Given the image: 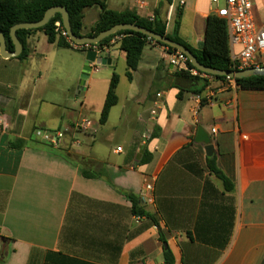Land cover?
Segmentation results:
<instances>
[{
	"label": "crops",
	"instance_id": "1",
	"mask_svg": "<svg viewBox=\"0 0 264 264\" xmlns=\"http://www.w3.org/2000/svg\"><path fill=\"white\" fill-rule=\"evenodd\" d=\"M252 1L264 30V0ZM211 9L208 0H189L183 10L181 37L194 48ZM88 12L99 19V9H86L84 23ZM26 44L25 59L0 55V264H168L166 250L173 264H264V91L212 80L199 98L179 99L176 70L153 43L128 103L116 109L118 96L101 124L126 54L117 47L110 65L92 63L85 73L87 54L50 43L43 31ZM84 119L96 133L75 129ZM200 127L234 190L209 169ZM38 128L63 130L62 146L36 139ZM146 183L151 203L141 195ZM126 193L151 217L137 220Z\"/></svg>",
	"mask_w": 264,
	"mask_h": 264
},
{
	"label": "trees",
	"instance_id": "2",
	"mask_svg": "<svg viewBox=\"0 0 264 264\" xmlns=\"http://www.w3.org/2000/svg\"><path fill=\"white\" fill-rule=\"evenodd\" d=\"M173 0H166V4H172ZM163 4L160 3V7ZM61 6L67 9L72 31L79 37H96L101 32L120 24H134L151 30L159 35L166 36L177 42L196 57L198 62L210 69L221 71H238L235 67L229 45L228 23L215 15H209L205 26V39L200 49L194 48L189 42L181 37L182 13L177 10L173 25L168 28L167 21L162 17L159 9L153 12V19L140 16L133 7L123 11L110 9L106 0H0V30L7 39V50L14 51L15 46L11 40V28L20 23L38 22L43 19L46 11L51 7ZM90 8L100 10L97 23L88 31L84 26V11ZM60 22L63 26L62 16L57 13L52 17L47 25L37 29H21L17 32L18 39L23 45V51L18 57L25 59L28 56L26 37L34 32L43 31L50 43L57 42L59 46L71 47L66 40L59 36L56 31V23ZM125 35L120 41L118 48L126 54L127 72L126 76L132 81L134 73L137 71L142 54L146 46L153 44L161 45L174 50L146 35L138 32L126 30L119 31L114 35L105 38L100 45L107 44L113 37ZM189 68H194L188 61ZM199 73H201L199 71ZM214 80H224V76H212ZM174 86L179 89L178 98L182 99L186 93L202 95L210 85V81L204 77L191 75L187 71H176L173 73ZM120 83L119 75L114 72L111 78L106 101L101 113L100 123L105 124L108 120L111 109L118 104L117 89ZM237 85L243 90L264 91V75H255L246 78L236 79ZM22 141L11 143L12 147L23 145ZM209 169L223 182L227 191L234 190V184L218 169L215 157L208 159ZM86 178H95L88 172L82 170ZM126 197L132 202V213L136 217H151L143 208L141 201L133 194L126 193ZM165 262L174 263V258L169 250L165 251Z\"/></svg>",
	"mask_w": 264,
	"mask_h": 264
},
{
	"label": "built area",
	"instance_id": "3",
	"mask_svg": "<svg viewBox=\"0 0 264 264\" xmlns=\"http://www.w3.org/2000/svg\"><path fill=\"white\" fill-rule=\"evenodd\" d=\"M189 0H173L169 5V13L177 10H184L188 5ZM211 9V15H215L224 19L228 23L229 45L231 50L232 61L238 70L259 68L264 66V30L261 29L255 19L254 5L252 0H208ZM153 0H134L133 9L137 13L149 19H153V12H149ZM56 31L59 36L63 37L71 49L88 53L95 52L96 57L107 58L112 51L119 46L120 41L125 35H117L113 37L107 44H77L68 35L64 26L60 22L56 23ZM154 43V42H152ZM169 58L170 65L176 71H187L191 75L200 76L208 79L210 82L214 80L212 75L199 73L196 68H189L188 57L179 50H169L164 47ZM257 56L260 57L258 60ZM96 65L95 63H93ZM98 66V65H96ZM223 87L228 88L231 85L238 86L236 79L225 77ZM162 93L158 94L161 97ZM199 98V95H198ZM156 114V111H153ZM75 129L83 133H96L93 123L89 120H82L76 124ZM212 134H217L216 129L212 130ZM34 136L36 139L51 145L53 148H60L65 139V132L63 130H44L35 129ZM120 150V148H119ZM153 183H146L141 195L146 203L153 201ZM137 220L142 217H136Z\"/></svg>",
	"mask_w": 264,
	"mask_h": 264
},
{
	"label": "water",
	"instance_id": "4",
	"mask_svg": "<svg viewBox=\"0 0 264 264\" xmlns=\"http://www.w3.org/2000/svg\"><path fill=\"white\" fill-rule=\"evenodd\" d=\"M57 13L61 14L63 26L65 30L67 31L69 37L77 44H99L105 38L110 37L119 31L130 30V31H134V32H138L143 35H146L166 46L172 47L175 50H179L183 52L188 57L192 66L202 73L212 75V76H224V77L229 76L234 79H241V78H246V77L255 76V75H264V66L259 67V68H249V69H243V70H238V71H221V70L210 69L200 64L198 60L196 59V57L192 54V52L188 50L186 47H184L183 45L172 41L166 36L159 35L151 30H148L146 28H143V27H140L134 24L115 25L112 28L101 32L96 37H86V36L79 37L75 35L72 31L67 9L61 6H55V7H51L50 9H48L43 19L38 22L20 23V24L13 26L11 28L10 36L15 46L14 51L7 50V39L5 35L3 34V32L0 30V55L1 57L4 59H9L12 57H19L23 51V45L18 39L17 32L21 29H37V28L44 27L45 25L49 23L50 19L54 17ZM92 63H95L98 66L105 67L111 64V60L108 58L96 57L95 52H88L85 73L91 70L90 64ZM197 135L198 137L196 141L204 143L206 145L207 155L209 157H212L214 154V145L212 144V138L210 137V135L206 131H204V129L201 127L198 129Z\"/></svg>",
	"mask_w": 264,
	"mask_h": 264
},
{
	"label": "rangeland",
	"instance_id": "5",
	"mask_svg": "<svg viewBox=\"0 0 264 264\" xmlns=\"http://www.w3.org/2000/svg\"><path fill=\"white\" fill-rule=\"evenodd\" d=\"M133 2L134 0H107L108 7L110 9L119 10V11L123 10L125 7L131 8V6L133 5ZM160 3L163 4L161 7H160ZM155 9L160 10V12L162 13V17L168 23V28H171V26L173 25L174 17H175V12H173L172 17L169 20V5L166 4V0H153L149 12H154ZM94 18L96 17L92 18V15L89 12L87 13V20L84 23L86 31L90 30L97 23V21ZM73 51H76V50H73ZM115 71L121 78V82L119 84V89H118V96L121 100V104L120 106H118V108H116L119 110L122 105L128 103L129 97L132 96V85L126 76L127 63H126L124 54L120 55V58L117 61V67ZM66 73L69 74V71H66ZM115 115H117V113ZM115 115H114V119L116 120L117 116ZM92 118L97 119L98 117L93 116Z\"/></svg>",
	"mask_w": 264,
	"mask_h": 264
}]
</instances>
